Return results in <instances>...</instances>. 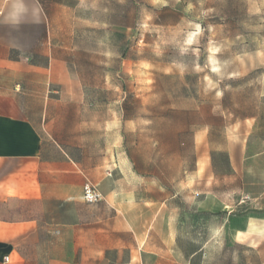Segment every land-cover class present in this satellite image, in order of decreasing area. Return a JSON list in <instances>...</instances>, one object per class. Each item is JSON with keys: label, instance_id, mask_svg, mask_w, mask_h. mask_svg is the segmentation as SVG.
Segmentation results:
<instances>
[{"label": "rangeland", "instance_id": "374dc122", "mask_svg": "<svg viewBox=\"0 0 264 264\" xmlns=\"http://www.w3.org/2000/svg\"><path fill=\"white\" fill-rule=\"evenodd\" d=\"M0 57L76 171L0 204L49 228L0 264H264V0H0Z\"/></svg>", "mask_w": 264, "mask_h": 264}, {"label": "crops", "instance_id": "0c3cea01", "mask_svg": "<svg viewBox=\"0 0 264 264\" xmlns=\"http://www.w3.org/2000/svg\"><path fill=\"white\" fill-rule=\"evenodd\" d=\"M75 172V166L51 163L43 157L33 122L15 100L0 96V204L8 203L10 208L33 203L49 205L50 188L58 187L54 177L66 179L71 174L75 176ZM59 187L63 189L66 185ZM54 233L58 237L63 231L55 229ZM45 234H49V228H44L43 223L28 212L19 216L17 211L11 210L10 214L0 215V249L8 248L19 255L25 245L29 251H34L40 247L38 237ZM44 246L42 242L41 248ZM21 264L31 263L29 259H22Z\"/></svg>", "mask_w": 264, "mask_h": 264}, {"label": "built area", "instance_id": "2783aa9c", "mask_svg": "<svg viewBox=\"0 0 264 264\" xmlns=\"http://www.w3.org/2000/svg\"><path fill=\"white\" fill-rule=\"evenodd\" d=\"M83 201L87 204H97L103 199L102 194L97 190V188L90 183H86L82 189ZM3 262L8 263L9 257H3Z\"/></svg>", "mask_w": 264, "mask_h": 264}]
</instances>
